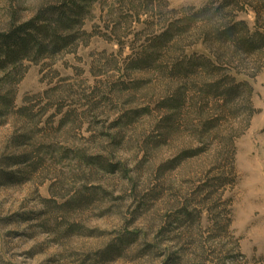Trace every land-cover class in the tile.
<instances>
[{"label":"rangeland","instance_id":"obj_1","mask_svg":"<svg viewBox=\"0 0 264 264\" xmlns=\"http://www.w3.org/2000/svg\"><path fill=\"white\" fill-rule=\"evenodd\" d=\"M59 1L0 0V33ZM252 2L226 10L254 31ZM224 3L92 0L75 43L0 70V264H264V50L218 61ZM200 58L221 70L176 74Z\"/></svg>","mask_w":264,"mask_h":264},{"label":"trees","instance_id":"obj_2","mask_svg":"<svg viewBox=\"0 0 264 264\" xmlns=\"http://www.w3.org/2000/svg\"><path fill=\"white\" fill-rule=\"evenodd\" d=\"M256 1L257 4L253 2L249 4L256 14L254 31L243 20L235 22L234 11L226 10L235 3L238 5L240 0H225V3L218 7L211 16L204 18L206 26L202 28L203 36H205L206 43L214 44L211 49H217L213 50L216 51L213 53L218 61L222 60L217 53L219 51H223L226 55L229 54V57L236 56L235 59L242 61L244 56H252L264 50V0ZM91 2L92 0H60L57 4L40 9L38 14L30 20L0 33V70L8 66H16L24 59L38 61L44 57H53L75 43L78 34L72 33L71 30L76 25L82 24L87 7ZM260 2L262 6L258 4ZM205 13L206 11L198 13V16L192 20L195 21L198 17L205 16ZM179 31L186 30L181 28ZM171 34L172 30H166L156 36L155 44L160 46L168 43ZM215 45L218 47L216 48ZM179 65L174 67L176 74L186 76L198 67L211 72L220 69L211 58L192 59L188 64L189 68H186L184 64ZM234 80L231 81L234 82ZM233 82L224 84L223 81H217L213 86L207 87L206 91L218 94L219 90V95L228 102L235 98L242 85L248 86L247 83L234 85Z\"/></svg>","mask_w":264,"mask_h":264}]
</instances>
